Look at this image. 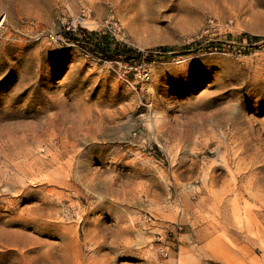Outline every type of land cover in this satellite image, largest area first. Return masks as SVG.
Wrapping results in <instances>:
<instances>
[{
  "label": "rangeland",
  "instance_id": "obj_1",
  "mask_svg": "<svg viewBox=\"0 0 264 264\" xmlns=\"http://www.w3.org/2000/svg\"><path fill=\"white\" fill-rule=\"evenodd\" d=\"M177 262L264 264V0H0V264Z\"/></svg>",
  "mask_w": 264,
  "mask_h": 264
},
{
  "label": "trees",
  "instance_id": "obj_2",
  "mask_svg": "<svg viewBox=\"0 0 264 264\" xmlns=\"http://www.w3.org/2000/svg\"><path fill=\"white\" fill-rule=\"evenodd\" d=\"M63 37L67 43L75 44L77 47L108 61H122L133 64L139 62L143 57V53L138 52L130 46L99 33L89 32L84 28H78L76 32H64ZM241 37H245L251 42L260 40L259 37L248 34L242 35ZM158 51H161V48Z\"/></svg>",
  "mask_w": 264,
  "mask_h": 264
},
{
  "label": "crops",
  "instance_id": "obj_3",
  "mask_svg": "<svg viewBox=\"0 0 264 264\" xmlns=\"http://www.w3.org/2000/svg\"><path fill=\"white\" fill-rule=\"evenodd\" d=\"M212 264H220V263L213 262Z\"/></svg>",
  "mask_w": 264,
  "mask_h": 264
},
{
  "label": "bare ground",
  "instance_id": "obj_4",
  "mask_svg": "<svg viewBox=\"0 0 264 264\" xmlns=\"http://www.w3.org/2000/svg\"><path fill=\"white\" fill-rule=\"evenodd\" d=\"M177 264H178V262H177Z\"/></svg>",
  "mask_w": 264,
  "mask_h": 264
}]
</instances>
